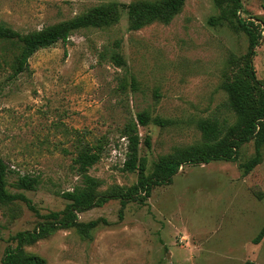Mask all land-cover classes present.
Returning a JSON list of instances; mask_svg holds the SVG:
<instances>
[{
	"label": "rangeland",
	"instance_id": "obj_1",
	"mask_svg": "<svg viewBox=\"0 0 264 264\" xmlns=\"http://www.w3.org/2000/svg\"><path fill=\"white\" fill-rule=\"evenodd\" d=\"M158 1L0 0V23L21 35L100 4L117 5L99 26L74 29L66 42L35 51L16 75L21 43L0 40V157L9 167L6 188L32 207L0 202V259L16 245L17 232L54 221L45 217L51 212L63 219L69 203L63 192L86 190L97 200L126 194L137 183V171L122 168V131L138 112L150 117L137 126V155L148 176L176 152L198 148L205 140L201 123L224 132L237 126L229 83L248 82L250 104L264 103V0H241L237 13L262 28L251 59L257 83L246 69L248 35L225 3L185 0L167 20L130 27L123 4ZM114 53L123 66L111 59ZM90 148L99 158L80 170L75 158ZM254 152L251 139L235 161L182 164L144 203L121 196L92 205L76 212L77 224L25 242L23 254L43 264H264V236L253 243L264 224V141L259 162L244 175L241 164ZM22 174L38 177L34 190L19 186Z\"/></svg>",
	"mask_w": 264,
	"mask_h": 264
},
{
	"label": "trees",
	"instance_id": "obj_2",
	"mask_svg": "<svg viewBox=\"0 0 264 264\" xmlns=\"http://www.w3.org/2000/svg\"><path fill=\"white\" fill-rule=\"evenodd\" d=\"M185 0H160L153 3H131L123 4L127 7L131 28H138L146 20L164 17L174 14L183 5ZM218 4L225 3L228 11L235 17L237 25L248 35L249 46L245 55L246 69L252 82L257 83L251 59L255 56V48L259 44L261 38V27L254 24L253 21L241 17L238 13L241 9V0H216ZM116 4L113 2L100 4L92 7L86 13L73 18L70 21L53 25L39 31H34L25 35L11 29L9 26L0 23V40L16 38L21 43L20 53L17 58V65L14 74H18L27 69V59L35 51L40 48L48 47L57 41L66 42L72 30L90 26H99L103 21H107V17L116 11ZM166 15V16H164ZM111 59L119 66L124 65V61L118 53L111 55ZM248 82L233 81L226 86L229 95V105L234 107L240 118L236 127H229L225 130L218 128L217 125H209L201 123L200 129L205 139L198 148L192 150H182L176 152L175 155L166 158L162 162L157 163L155 170L146 175V163L144 158H139L137 149L139 145V135L137 126H145L150 121L147 111H141L136 114V122L128 123L122 131L123 137L127 139L126 159L123 163V171H137V183L126 193L122 194V198L130 201L144 203L150 194V190L155 185L167 184L171 177L176 173L178 167L182 164L190 163H209L211 161H235L237 159L239 146L243 143L254 139V156L248 161L241 164L244 171L242 174L248 173L259 162V149L264 141V103L255 107L247 100ZM264 90V88H263ZM236 131V136L231 135ZM144 144L150 146V140L145 137ZM99 158V154L87 149L80 152L75 160L79 164L80 170H85L88 166L95 163ZM8 165L0 157V202H11L15 200L26 202L28 207L32 209L29 199L21 193H11L6 188V174ZM38 183V177L29 174L18 176V184L22 189L34 190ZM121 196H101L97 200L86 190L73 189L62 193V197L69 203L66 206V213L63 219L58 220V213L51 212L45 217H51L54 221L40 222L32 230H23L13 235L16 245H9L4 249L0 259V264H43V261L35 256H25L22 246L25 242H34L43 237L45 233L54 228L70 227L77 224L76 212L88 209L92 205H101L112 197ZM48 225L47 229L43 228ZM40 227V228H39ZM264 236V224L259 230L253 243H258ZM245 264H254L253 262H245Z\"/></svg>",
	"mask_w": 264,
	"mask_h": 264
}]
</instances>
